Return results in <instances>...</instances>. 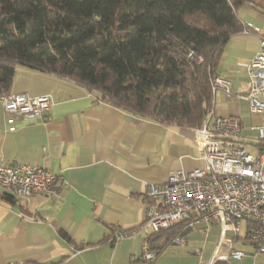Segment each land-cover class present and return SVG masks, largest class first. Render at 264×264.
Segmentation results:
<instances>
[{
  "label": "crops",
  "instance_id": "obj_1",
  "mask_svg": "<svg viewBox=\"0 0 264 264\" xmlns=\"http://www.w3.org/2000/svg\"><path fill=\"white\" fill-rule=\"evenodd\" d=\"M251 3L256 8L236 11L243 28L226 43L216 71L230 81L233 98L216 93L212 106L214 116L240 117L243 130L258 118L237 96L248 89L247 67L264 38V0ZM11 94L46 95L51 106L41 118L24 120L8 117L0 101V164L38 165L58 174L60 195L25 199L0 188V264H209L220 231L215 222L182 228L180 242L167 244L151 263L141 257L142 234L108 243L112 226L127 229L143 221L146 184H163L178 171L202 165L193 128L95 103L80 85L23 66L15 68ZM3 194L13 195V201ZM249 229L250 223L241 221L236 236L227 233L244 253L231 264H264V252L248 239ZM168 250L184 256L163 257ZM226 253L222 245L219 254Z\"/></svg>",
  "mask_w": 264,
  "mask_h": 264
},
{
  "label": "trees",
  "instance_id": "obj_2",
  "mask_svg": "<svg viewBox=\"0 0 264 264\" xmlns=\"http://www.w3.org/2000/svg\"><path fill=\"white\" fill-rule=\"evenodd\" d=\"M243 6L256 8L251 0H0V98L23 66L80 85L95 103L198 127ZM180 230L144 239L158 256Z\"/></svg>",
  "mask_w": 264,
  "mask_h": 264
},
{
  "label": "built area",
  "instance_id": "obj_3",
  "mask_svg": "<svg viewBox=\"0 0 264 264\" xmlns=\"http://www.w3.org/2000/svg\"><path fill=\"white\" fill-rule=\"evenodd\" d=\"M259 47L247 67L248 89L237 96L246 102L250 115L258 118V122L247 127L256 137L250 139L241 135L243 122L240 117L214 116L213 107L209 109L201 125L193 128V141L202 165L188 172L178 171L163 184H146L142 195L145 202L143 221L127 229L112 226L110 245L139 234L146 237L179 224L192 230L200 223L208 226L215 222L220 231L209 264L216 260L231 264L233 260H241L244 253L234 248L233 238L227 233L236 236L240 222L247 221L250 223L249 241L257 252H264V38ZM210 88L213 98L216 93L227 101L233 98L231 83L226 78L215 76ZM0 101L8 117L15 115L24 120L41 118L51 106L46 95L10 94ZM246 145L256 148V152H248ZM60 179L58 174L38 165L0 164V188L19 198L59 197L56 183ZM172 242L178 244L179 237L175 236ZM222 245H226L225 255L219 254ZM141 257L151 263L156 255L145 243Z\"/></svg>",
  "mask_w": 264,
  "mask_h": 264
},
{
  "label": "rangeland",
  "instance_id": "obj_4",
  "mask_svg": "<svg viewBox=\"0 0 264 264\" xmlns=\"http://www.w3.org/2000/svg\"><path fill=\"white\" fill-rule=\"evenodd\" d=\"M247 110V109H246ZM245 111V110H244ZM248 126V125H247ZM245 126V127H247ZM250 126V125H249ZM248 126V127H249ZM241 135L243 137H247V138H250V139H254L256 137L255 133L252 132V131H248V129H244L241 133ZM246 149L248 150V152L254 154L256 152V148L252 147V146H249V145H246ZM170 249H174V248H180V246H169ZM171 250H168V252L166 254L163 255V257L165 258H168V259H174L175 257L177 256H180V257H183L184 255L183 254H178V253H175V252H169Z\"/></svg>",
  "mask_w": 264,
  "mask_h": 264
}]
</instances>
